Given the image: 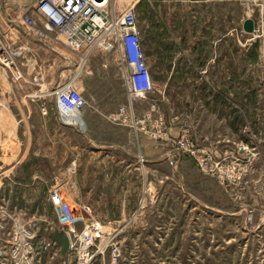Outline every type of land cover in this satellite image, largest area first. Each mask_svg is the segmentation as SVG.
Wrapping results in <instances>:
<instances>
[{"label": "rangeland", "instance_id": "1", "mask_svg": "<svg viewBox=\"0 0 264 264\" xmlns=\"http://www.w3.org/2000/svg\"><path fill=\"white\" fill-rule=\"evenodd\" d=\"M32 4L0 0V28L14 27L2 39L31 41ZM201 9L137 13L153 88L131 106L103 48L53 41L57 82L24 91L0 65V264H264V0ZM68 84L93 115L85 129L52 93ZM57 233L71 237L64 255Z\"/></svg>", "mask_w": 264, "mask_h": 264}, {"label": "built area", "instance_id": "2", "mask_svg": "<svg viewBox=\"0 0 264 264\" xmlns=\"http://www.w3.org/2000/svg\"><path fill=\"white\" fill-rule=\"evenodd\" d=\"M116 5V0H34L29 14L22 17L21 23L31 33L28 35L40 40H58L76 51L85 48L91 52L99 47L116 54L118 73L131 106L134 99L152 90L153 83L144 58L136 7L127 4L119 11ZM11 25L15 26L14 22ZM7 34L8 31L1 27L0 35L5 37ZM4 37L2 39L0 36V65L11 73L19 86L24 83L36 84L40 79L39 74L31 79L24 75L26 48ZM53 94L59 106L64 108L63 121L78 125L79 119L84 118L83 109L87 104L82 92L68 84L57 86ZM126 112V107L121 106L118 113L122 121L126 120ZM113 118L118 117L114 115ZM60 198L59 192L54 191L52 204L60 206ZM92 234L90 231L85 235Z\"/></svg>", "mask_w": 264, "mask_h": 264}, {"label": "crops", "instance_id": "3", "mask_svg": "<svg viewBox=\"0 0 264 264\" xmlns=\"http://www.w3.org/2000/svg\"><path fill=\"white\" fill-rule=\"evenodd\" d=\"M23 1V0H22ZM26 1V0H24ZM225 2V5H227L228 0H221ZM31 3H34V0H30ZM164 3H166L167 5L169 4V6H174V5H182V11H188L189 15L193 18V20H196L200 14H201V8H202V0H129V5H135L137 13L141 15V11L142 9L146 6V7H152L154 5H161V7H163ZM117 9L119 11H122L124 9V5H120L116 6ZM149 19V18H147ZM3 28H5L8 33H13V29L14 27H10L8 29V25L5 27L2 26ZM32 38L31 41H25L26 37L24 35V33L21 36H17L15 40V42L19 45L24 46L26 49L24 51V57L25 59L23 60V63L25 64L24 66V75L26 76V78L31 79V77L33 75L39 74L41 75L39 81H37L36 84H31L34 85L35 87L40 85L41 83L44 82H50L52 84L56 83V79L52 80L53 77H56V73H57V60L56 58L52 57V52H57V45L56 43H52L53 41L50 40H40L36 37H34L33 35H31ZM29 37V36H28ZM28 39V38H27ZM97 51L92 52L93 54L91 55V58L87 61V67L88 68H94L95 66V59H94V54ZM57 55V54H56ZM65 59H68V55L65 54ZM104 66H106L104 64ZM30 68H33L32 71H29ZM47 74V80L45 81L44 79H42L43 75ZM54 74V76H53ZM91 73H89L88 77H95V74H92V76L90 75ZM44 75V76H45ZM116 77H117V72H116ZM29 84L24 83L23 86H20L19 89H21L22 91L24 90H28L29 87L27 86ZM31 89V88H30ZM106 93L107 92H102L101 95V99H105L106 98ZM36 95V96H35ZM26 96V95H24ZM45 96V94H43L42 92H40L39 89V93L36 94H29L28 98L29 99H36V109L39 110L41 112V99ZM21 113V112H20ZM92 114L90 113V111L88 110L86 113L83 112V117L87 123V120L90 123V120L92 118Z\"/></svg>", "mask_w": 264, "mask_h": 264}, {"label": "water", "instance_id": "4", "mask_svg": "<svg viewBox=\"0 0 264 264\" xmlns=\"http://www.w3.org/2000/svg\"><path fill=\"white\" fill-rule=\"evenodd\" d=\"M244 28L248 32H253L255 29V21L252 18H247L244 21ZM53 237L61 243V255H64L70 247V237L68 234H53Z\"/></svg>", "mask_w": 264, "mask_h": 264}, {"label": "bare ground", "instance_id": "5", "mask_svg": "<svg viewBox=\"0 0 264 264\" xmlns=\"http://www.w3.org/2000/svg\"><path fill=\"white\" fill-rule=\"evenodd\" d=\"M49 93H50V92H49ZM52 93H53V92H52ZM35 96H36V95H35ZM80 115H81V112H80ZM78 125H80L83 129L87 128V123H86V121H85L84 118L79 119ZM93 229H94V228H91L92 231H94ZM69 237H70V236H69ZM70 241H71V238H70ZM70 243H71V242H70Z\"/></svg>", "mask_w": 264, "mask_h": 264}]
</instances>
